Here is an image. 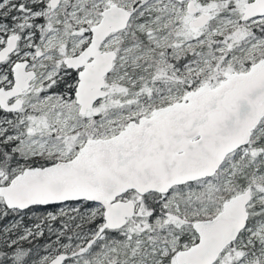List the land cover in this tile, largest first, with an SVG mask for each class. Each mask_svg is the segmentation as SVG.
Masks as SVG:
<instances>
[{"label": "snow or ice", "instance_id": "1", "mask_svg": "<svg viewBox=\"0 0 264 264\" xmlns=\"http://www.w3.org/2000/svg\"><path fill=\"white\" fill-rule=\"evenodd\" d=\"M0 264H264V0H0Z\"/></svg>", "mask_w": 264, "mask_h": 264}]
</instances>
